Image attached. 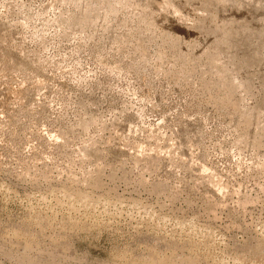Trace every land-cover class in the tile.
Wrapping results in <instances>:
<instances>
[{
    "label": "rangeland",
    "instance_id": "1",
    "mask_svg": "<svg viewBox=\"0 0 264 264\" xmlns=\"http://www.w3.org/2000/svg\"><path fill=\"white\" fill-rule=\"evenodd\" d=\"M0 264H264V0H0Z\"/></svg>",
    "mask_w": 264,
    "mask_h": 264
},
{
    "label": "bare ground",
    "instance_id": "2",
    "mask_svg": "<svg viewBox=\"0 0 264 264\" xmlns=\"http://www.w3.org/2000/svg\"><path fill=\"white\" fill-rule=\"evenodd\" d=\"M253 262V261H252Z\"/></svg>",
    "mask_w": 264,
    "mask_h": 264
}]
</instances>
